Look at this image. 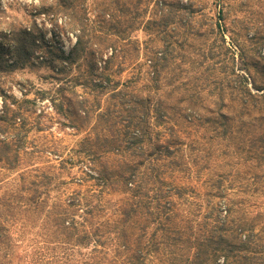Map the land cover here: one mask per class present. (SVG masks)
Masks as SVG:
<instances>
[{
	"label": "trees",
	"instance_id": "16d2710c",
	"mask_svg": "<svg viewBox=\"0 0 264 264\" xmlns=\"http://www.w3.org/2000/svg\"><path fill=\"white\" fill-rule=\"evenodd\" d=\"M39 2L73 44L12 24L0 62L51 70L96 187L62 198L48 180L9 181L0 264H264V35L244 48L223 7L201 22L197 0ZM3 103L0 122L16 123ZM18 157L1 140L0 162Z\"/></svg>",
	"mask_w": 264,
	"mask_h": 264
},
{
	"label": "rangeland",
	"instance_id": "374dc122",
	"mask_svg": "<svg viewBox=\"0 0 264 264\" xmlns=\"http://www.w3.org/2000/svg\"><path fill=\"white\" fill-rule=\"evenodd\" d=\"M197 2L203 11L201 22L218 17V11L223 7L222 15L227 26L234 28V35L244 48L255 44L252 42L251 45L249 41L253 34L264 35V0H224L220 6L216 4V0ZM12 24L15 29L31 27L35 34H45L47 37L60 32V41L67 49L75 39L73 34L61 32L63 22L60 18L56 19L49 11L41 12L39 0H0V58L4 56L9 61L13 45L10 40L13 38L10 31ZM135 36L140 40L146 38L142 30L135 32ZM212 40L214 37L208 36L207 44ZM227 40L230 41L229 37ZM262 52L264 53V48ZM236 56L238 59L237 54ZM4 64L6 63L2 60L0 113L5 101L17 112L19 118L11 125L6 123L7 120L0 122V147L1 140L10 142L12 149H18L19 159L13 169H8L0 162V191L9 188V181L17 178L19 174L35 180L39 185L42 180H48V189L55 196L64 197L76 190L85 192L95 188L94 180H88L85 174L89 165L87 155L82 149V141L87 135V129L74 127L65 116L56 111L52 102L56 95L55 81L49 76L51 70L44 66L10 70ZM130 71H125L121 77L125 78ZM54 177L65 180V183L53 187ZM104 195L110 200L117 198L108 192Z\"/></svg>",
	"mask_w": 264,
	"mask_h": 264
}]
</instances>
